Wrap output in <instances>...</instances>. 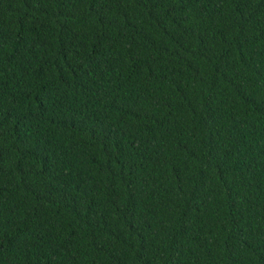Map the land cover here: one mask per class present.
Listing matches in <instances>:
<instances>
[{
	"label": "trees",
	"instance_id": "obj_1",
	"mask_svg": "<svg viewBox=\"0 0 264 264\" xmlns=\"http://www.w3.org/2000/svg\"><path fill=\"white\" fill-rule=\"evenodd\" d=\"M0 264H264V0H0Z\"/></svg>",
	"mask_w": 264,
	"mask_h": 264
}]
</instances>
